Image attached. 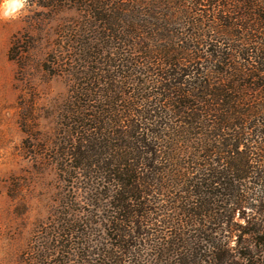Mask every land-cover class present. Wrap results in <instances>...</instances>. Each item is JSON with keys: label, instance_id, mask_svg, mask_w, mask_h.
I'll use <instances>...</instances> for the list:
<instances>
[{"label": "trees", "instance_id": "obj_1", "mask_svg": "<svg viewBox=\"0 0 264 264\" xmlns=\"http://www.w3.org/2000/svg\"><path fill=\"white\" fill-rule=\"evenodd\" d=\"M57 2L94 28L61 145L94 264H264V0Z\"/></svg>", "mask_w": 264, "mask_h": 264}, {"label": "rangeland", "instance_id": "obj_2", "mask_svg": "<svg viewBox=\"0 0 264 264\" xmlns=\"http://www.w3.org/2000/svg\"><path fill=\"white\" fill-rule=\"evenodd\" d=\"M86 20L57 0H0V264H94L109 242L61 151ZM151 252L143 264L173 256Z\"/></svg>", "mask_w": 264, "mask_h": 264}]
</instances>
